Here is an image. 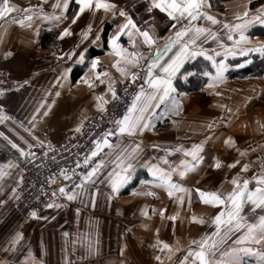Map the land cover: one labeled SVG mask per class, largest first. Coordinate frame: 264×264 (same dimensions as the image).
<instances>
[{
	"label": "crops",
	"instance_id": "0c3cea01",
	"mask_svg": "<svg viewBox=\"0 0 264 264\" xmlns=\"http://www.w3.org/2000/svg\"><path fill=\"white\" fill-rule=\"evenodd\" d=\"M255 1L223 0V7L219 8L207 0L210 7L204 11L221 23L212 24L204 18L192 22L209 29L214 35L205 33L197 39V50L202 49L205 54L187 60L174 79L179 95H172L180 102L179 113L173 110L172 101L167 100L162 104L160 114L156 112L159 119L153 120V129L135 136L119 135V141L102 158L104 166L91 181L84 182L82 194L73 200L58 196L52 202L53 207L25 219L16 210L14 201L22 176L21 165L27 157L12 148L9 140L26 151H29V145L40 142L46 145L63 143L73 137L76 129H81L91 115L100 111L96 107L97 95L105 94V99L111 101V93L106 91L108 78L101 77L106 80L105 84L94 81L93 87L83 80L94 77L95 71H107L110 79L116 81L115 89L130 80L113 67L116 57L110 54V38L128 16L137 27L148 30L157 38L156 45L150 49L142 43V38L137 37V46L144 54L140 66L144 71L150 58L155 56V47H163L181 25L177 24L174 29V22L165 13L155 8L149 12L151 0H111L127 15L122 17L103 10L86 11L75 24H71L78 6L75 0H70L66 13L68 19L59 25L29 13L33 16L31 26H27V21L21 26L16 21L23 18V9L41 5L48 16L58 15L60 9L52 7L56 0H9L10 4L17 6V11L0 18V71L7 73L16 86L0 95V109L6 117L0 123V133H3L0 135V164L12 161L15 166L5 168L9 174L0 180V264H25L29 252L35 261L30 259L27 264H181L189 249L198 248L192 241H199L206 235L210 237L209 243L219 242L209 257L212 264H226L229 259L226 254L241 248L252 251L240 252L239 264H261L264 240L237 244L238 237L246 229L229 230L224 224L217 232L212 219L226 209L203 204L194 191L196 188L220 189L227 193L233 188L232 176L239 174L251 179L264 171V75L256 77L245 73L253 65L254 56L261 53L241 51L242 48L264 45V35L252 33L255 28L264 27V23L254 21L250 24L245 31L248 41L240 44L236 43L239 33H229L223 27L224 23L239 22L236 15L244 11H248L250 17L261 13L264 1L253 4ZM89 24L91 30L85 37L82 32L88 30ZM69 25L72 34L59 39L60 32ZM229 35L233 39L230 40ZM122 36L128 39L126 35ZM120 43L129 51L133 50L129 41L123 43L120 40ZM179 47H173L160 64L173 56ZM67 53H72L71 58ZM81 53H84L82 63L77 62ZM208 56H213L217 63L223 60L227 65L223 81L214 87H209L211 77L206 75L216 73ZM96 57H99L100 64L93 71L90 63ZM199 59L208 61L211 70L205 65L199 70L185 68ZM67 69L71 71L67 73V79H63ZM154 71L158 72V69ZM189 72L192 75L185 79ZM144 86L147 90L146 83ZM228 137L233 138L234 145L225 144ZM137 144L139 149L131 160L134 165L131 179L118 194H113L108 175L114 169L119 171L117 154L131 152ZM195 145L203 147L202 161L183 179L173 176L175 182L193 190L190 206L186 193L177 192L169 197L166 189L142 183L153 179L148 170L150 163L159 161L161 167L168 168L169 165H180L181 160L192 162V158L182 151L171 150L180 146L190 150ZM241 152L245 154L241 155ZM161 157L169 164H163ZM216 159L222 162L220 169L212 166ZM237 160L239 163L235 167H227ZM245 163L249 165L248 170L241 171ZM68 181L65 176L58 180L57 194L62 195L59 189H65ZM256 186L254 180L249 185L250 188ZM73 191L80 192L77 187ZM146 192L155 195L143 194ZM180 196L184 197L182 205L178 200ZM161 209H166L163 218ZM145 212L148 215H144ZM193 213L205 222H193ZM172 215H177L175 221L168 218ZM261 215H264V209L254 208L245 201L242 223H256ZM17 233H21L22 238L13 244ZM158 239L167 242L171 252L161 250L162 246L154 247ZM156 256H160L161 261H157ZM194 262L199 264L194 256H189L187 264Z\"/></svg>",
	"mask_w": 264,
	"mask_h": 264
},
{
	"label": "snow or ice",
	"instance_id": "6c2138e0",
	"mask_svg": "<svg viewBox=\"0 0 264 264\" xmlns=\"http://www.w3.org/2000/svg\"><path fill=\"white\" fill-rule=\"evenodd\" d=\"M76 5L78 6V11H76L71 17V24H75L77 19L88 12H96L103 10L104 13L111 12L113 15L118 14L119 16H126L127 14L122 10L118 9L115 3H112L111 0H75ZM70 0H56V3L52 5L54 9H60L58 15L48 16L43 12L41 5H37L35 8L23 9L22 19H18L16 22L21 26H25L27 21V26H31L33 16L29 13H35L42 16L44 19L53 21L56 25H59L63 20L68 19L66 13L69 8ZM210 7L207 4V0H151V7L148 9L149 12L153 8L158 9L160 12L165 13L170 20L174 23L172 27L175 29L177 24H180L181 27L179 30L175 31L174 37H169L168 42L163 47H155V56L150 58V63L147 65L145 72L146 75L143 77L145 83L147 84V90L144 84L140 85L139 91L136 92L133 96L131 104L127 107L126 112L112 123L115 125L114 129H109L103 133L102 138L96 140L95 150L90 152V155L85 158L84 164L88 165L92 157H97V155L103 150V148H112L113 145L110 143L108 137L114 135H123L127 134L129 136H135L137 134H143L145 130H151L155 127L153 120L159 119L156 115V109L160 108L162 104H165L167 100L172 101L173 110L178 114L181 110V105L179 100H177L172 94L177 93V90L174 86V79L177 77V74L180 73L181 68H183L185 62L189 59H193L198 55H204L202 49L197 50V39L208 33L209 36L214 35L207 28L197 26L193 24V21H197L201 18H204L208 21H211L212 24L221 23L214 15H209L204 9ZM17 11V6L10 4L9 0H0V18L8 17L10 13ZM237 23L229 24L224 23L223 27L229 30V33L235 31L239 33V40L236 41L237 44L247 43L248 37L245 36V31L254 21L259 23H264V10H261V13L256 14L255 16L250 17L248 11L239 13L236 15ZM185 21L187 23H185ZM91 30V25H88V30L82 32L83 36H87L88 31ZM72 33L70 31V25L65 26L60 32L59 39H63L65 36H70ZM191 34V35H190ZM126 35L128 37L129 45L133 50L129 51L124 45L120 43V37ZM137 37L142 38V43L147 45L150 49L156 45L157 38L151 34L148 30H141L137 27L136 23L132 20L130 16L127 17L125 23L118 25V30L110 38L111 53L116 57L113 67L121 74L122 77L129 78L131 83H135L138 79L137 72L131 71L132 68H139L141 62L144 60V54L139 50L137 46ZM183 37H189L187 40H182ZM230 40L233 39L232 35L228 37ZM176 45H180L179 50L175 52L167 61L163 64H160V60L173 49ZM244 51H256L261 54H264V45L258 47H249L247 49L242 48ZM72 53H67L66 55L71 58ZM234 54V52L232 53ZM6 55H11L7 53ZM218 55V53H217ZM208 59L212 61L213 67L216 69V73L213 76L211 73H206L211 77L209 87H214L215 84L220 83L224 79V72L227 71V65L221 60L219 63L216 62L213 56H208ZM77 62H84V53L79 55ZM100 64L99 57L93 58L90 63V70H96ZM158 69V72L154 70ZM71 69H67L63 75V79H67V73ZM162 73V74H161ZM192 73H187L185 79ZM101 77L108 78L106 84L107 93H111L112 99L117 98V92L114 87L116 81L111 80L109 73L107 71H95L94 77L91 79H84L83 83L87 84L89 87L94 86V81H99L100 84H105L106 80L101 79ZM123 82V81H121ZM27 83V81H25ZM3 89H0V95L3 94ZM59 92L56 93L59 96ZM220 93H217L219 95ZM96 107L100 111H106V105L109 102L105 99V94L97 95ZM50 107V105H49ZM39 111V110H37ZM168 109H165V114ZM47 114L46 112L44 113ZM6 119V117H0V121ZM35 119V116L33 117ZM175 123V121L173 122ZM211 127V125H209ZM77 131L80 129L77 128ZM3 135V133H0ZM7 139V137H5ZM39 142V141H38ZM12 148H15L19 151L21 156H31L33 153L26 151L24 148L20 147L18 144L13 143L9 140ZM42 143V142H40ZM225 144L234 145V140L231 137H228L225 140ZM32 146L29 145V148ZM51 148V145H49ZM118 147V146H116ZM139 149V145H136V148L132 149L131 152L120 151L117 154V160L119 161V171L115 169L109 173L108 180L111 185L113 194H118L121 187L127 184L132 175V170L134 168L131 160L134 158L136 151ZM165 151H170L166 149ZM171 151H182L185 156H190L192 162H186L181 160L180 165L172 167L169 165L168 168L160 166V162L148 164V170L153 177L152 180L143 181L142 183L154 185L155 187H162L167 190L169 197H172L174 193H186L189 198V206L191 202V192L192 189L185 188L182 184L177 183L173 180V176L176 175L179 178L183 179L186 174L190 171H194L197 165L202 161L203 157L200 153L203 151L202 145H195L190 150H184L182 146L177 149H172ZM237 151H240L237 149ZM244 155V152L240 153ZM163 164H169V161L163 157L160 158ZM239 161H235L232 164L227 165V167L232 168L238 164ZM105 161L100 159L95 162L94 166L91 167L90 171L83 177L81 184L76 187L80 192L71 191L66 192L63 187L59 189V192L66 196L68 200H73L77 195L84 192V182L91 181L93 177L97 175L99 170L104 166ZM15 165L12 161H8L7 164H0V180H2L9 173L5 172V168H12ZM79 166V164H77ZM214 168L220 169L222 167V162L219 159L215 160V163L212 165ZM249 165L247 163L243 164L241 171H247ZM69 177L65 176V179ZM23 178L21 177V180ZM255 181L257 185L254 188H250L249 185L252 181ZM231 184L233 188L231 191L225 193L220 189L214 190H204L201 188H196L194 191L198 194L200 201L205 205L211 206H224L225 210L219 211L212 219V223L216 225L217 232H219L220 226L222 224L228 225L229 230L239 231L241 229H246L244 233L238 237L236 243L241 244L245 241H251L254 243H260L261 240H264V215L259 216L258 222L245 224L242 223V212L243 205L245 201L251 203L254 208L264 209V171H262L258 176H254L251 179L242 178L239 174L231 177ZM146 195H155L154 192L143 193ZM180 204L184 203V197H178ZM48 207H53L52 203L47 205ZM166 209L160 210V215L163 218ZM33 217L37 215L35 211L31 213ZM144 215H148L147 212ZM170 220L175 221L177 215H172L168 217ZM191 219L193 222H198L203 224L205 221L202 217H197L196 214H192ZM159 230L157 229V232ZM67 235V233H65ZM212 235H216L213 233ZM22 238L21 233H17L15 239L12 241L13 244L16 243L19 239ZM209 236H205L199 241L193 240L192 243L198 245L196 250L189 249L188 254L181 261V264H187L189 256H194L195 261H198L199 264H212V260L209 257L213 254L212 250L217 247L218 241H213L209 243ZM162 246V247H161ZM154 247H161V250L167 249L171 252V246L164 241L157 240ZM178 250V249H177ZM250 252V248H241V249H232L228 255L229 259L226 264H239L240 252ZM262 255L261 264H264V254ZM35 261L34 255L29 252L25 257V264L29 260ZM157 261H161L160 256H156ZM162 264V262H161ZM195 264V262H194Z\"/></svg>",
	"mask_w": 264,
	"mask_h": 264
},
{
	"label": "built area",
	"instance_id": "2783aa9c",
	"mask_svg": "<svg viewBox=\"0 0 264 264\" xmlns=\"http://www.w3.org/2000/svg\"><path fill=\"white\" fill-rule=\"evenodd\" d=\"M120 40L123 43L128 41L124 36H121ZM132 71L137 72V81L131 83L129 80L119 85L116 88L117 98L111 99L105 106L106 111L91 115L73 137L63 143L51 145V148L49 145L36 143L29 149L33 155L27 156L21 165L23 179L18 184L14 201L16 210L23 218H30L33 211L36 213L43 211L58 196L65 197L56 192V185L60 178L69 177L65 191H73L77 185L81 184L83 177L95 162L109 152L110 148L105 147L97 157L90 159L88 165L84 164L85 158L95 150L94 142L101 139L104 132L115 128L112 121L119 119L126 112L134 94L139 91L140 85L145 84L143 79L145 71L140 67L133 68ZM15 86L12 78L0 71V89L6 92ZM162 108L161 105L156 110L157 114H160ZM0 117H3L1 109ZM108 139L112 145H115L119 141V134L109 136Z\"/></svg>",
	"mask_w": 264,
	"mask_h": 264
},
{
	"label": "trees",
	"instance_id": "16d2710c",
	"mask_svg": "<svg viewBox=\"0 0 264 264\" xmlns=\"http://www.w3.org/2000/svg\"><path fill=\"white\" fill-rule=\"evenodd\" d=\"M213 2V6L215 7H223V4L221 2L223 0H211ZM264 0H256L253 4H258L260 2H263ZM108 28V26H107ZM253 34H260L264 35V27H258L255 28L252 31ZM205 65L208 70H211L209 62L203 61L202 59L196 60L190 64H187L185 68L190 69V67H194L195 69H202L201 67ZM246 74H251L252 76L261 77L264 75V54L255 55L254 56V63L253 65L245 72Z\"/></svg>",
	"mask_w": 264,
	"mask_h": 264
}]
</instances>
